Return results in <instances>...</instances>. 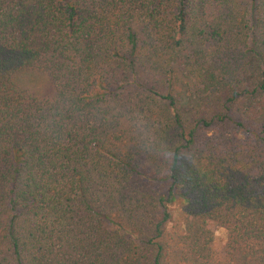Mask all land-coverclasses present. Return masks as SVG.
<instances>
[{
    "label": "trees",
    "instance_id": "1",
    "mask_svg": "<svg viewBox=\"0 0 264 264\" xmlns=\"http://www.w3.org/2000/svg\"><path fill=\"white\" fill-rule=\"evenodd\" d=\"M0 264H264V0H0Z\"/></svg>",
    "mask_w": 264,
    "mask_h": 264
},
{
    "label": "rangeland",
    "instance_id": "2",
    "mask_svg": "<svg viewBox=\"0 0 264 264\" xmlns=\"http://www.w3.org/2000/svg\"><path fill=\"white\" fill-rule=\"evenodd\" d=\"M171 211L173 213V220L177 219L179 217V208L177 206H174L171 208ZM216 234L218 235V240L221 239L220 242H223L226 232L223 230H218ZM217 245L218 247H221L220 243H218Z\"/></svg>",
    "mask_w": 264,
    "mask_h": 264
}]
</instances>
